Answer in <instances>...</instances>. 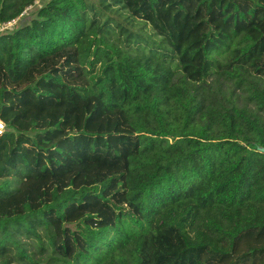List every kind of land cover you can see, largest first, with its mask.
<instances>
[{"label":"trees","instance_id":"trees-1","mask_svg":"<svg viewBox=\"0 0 264 264\" xmlns=\"http://www.w3.org/2000/svg\"><path fill=\"white\" fill-rule=\"evenodd\" d=\"M0 123V264H264V0H48Z\"/></svg>","mask_w":264,"mask_h":264},{"label":"rangeland","instance_id":"rangeland-1","mask_svg":"<svg viewBox=\"0 0 264 264\" xmlns=\"http://www.w3.org/2000/svg\"><path fill=\"white\" fill-rule=\"evenodd\" d=\"M47 1L48 0H39V1L34 2V4L31 7L27 8L24 11L23 15L18 18V20L12 26V28L13 27H17L20 24L27 23L29 21V19L34 15L35 11ZM222 82H224V81L222 80ZM227 84L230 85L229 82ZM236 91H238V90H236ZM222 92L224 94H227L226 93L227 90L224 87H222ZM19 239H20L21 243L25 244L24 247L26 248V252L30 256L32 262H34L35 264H57L54 261H49L48 260L49 251H48L47 247H46V250L39 251V249L37 247V241L35 239H33V238H28L27 239V238H24L23 236H20ZM8 255L10 256V261L8 262V264H19V262L17 261V256H16V251L15 250L12 249L8 253Z\"/></svg>","mask_w":264,"mask_h":264},{"label":"built area","instance_id":"built-area-1","mask_svg":"<svg viewBox=\"0 0 264 264\" xmlns=\"http://www.w3.org/2000/svg\"><path fill=\"white\" fill-rule=\"evenodd\" d=\"M23 13L19 17H21L23 15ZM19 17L15 18V19H12V20H10L8 22L0 23V33H3L4 31H7L10 28H12V26L16 23V21L18 20ZM1 130H3V125L0 123V131Z\"/></svg>","mask_w":264,"mask_h":264},{"label":"water","instance_id":"water-1","mask_svg":"<svg viewBox=\"0 0 264 264\" xmlns=\"http://www.w3.org/2000/svg\"><path fill=\"white\" fill-rule=\"evenodd\" d=\"M257 150H258L259 152L264 153V148H263V147H259V148H257Z\"/></svg>","mask_w":264,"mask_h":264}]
</instances>
